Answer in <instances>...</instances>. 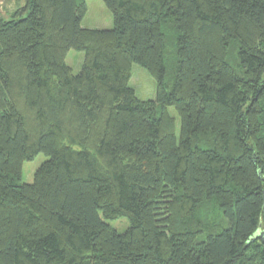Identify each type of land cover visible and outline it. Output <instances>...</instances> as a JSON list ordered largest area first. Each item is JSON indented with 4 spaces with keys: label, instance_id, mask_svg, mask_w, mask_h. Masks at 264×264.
I'll return each instance as SVG.
<instances>
[{
    "label": "trees",
    "instance_id": "1",
    "mask_svg": "<svg viewBox=\"0 0 264 264\" xmlns=\"http://www.w3.org/2000/svg\"><path fill=\"white\" fill-rule=\"evenodd\" d=\"M17 1L0 17V264H264V0H101L108 28L84 27L87 0Z\"/></svg>",
    "mask_w": 264,
    "mask_h": 264
},
{
    "label": "rangeland",
    "instance_id": "2",
    "mask_svg": "<svg viewBox=\"0 0 264 264\" xmlns=\"http://www.w3.org/2000/svg\"><path fill=\"white\" fill-rule=\"evenodd\" d=\"M19 2L17 0H0V17L8 18L13 9L17 8ZM87 14L83 20L86 28H108L112 25L110 13L106 10L101 0H87ZM109 24V25H108ZM83 60L82 53H69L66 63L72 69L74 74L80 70ZM129 86L135 91L137 98L141 101H150L154 99L155 86L150 76L139 66H133L132 77ZM176 118V130L178 133L179 121L176 114L170 112ZM45 158L42 155L37 156L32 162L23 164L22 183L32 184L35 171L41 166ZM112 226L121 231L126 228L127 221L125 219L112 223Z\"/></svg>",
    "mask_w": 264,
    "mask_h": 264
},
{
    "label": "water",
    "instance_id": "3",
    "mask_svg": "<svg viewBox=\"0 0 264 264\" xmlns=\"http://www.w3.org/2000/svg\"><path fill=\"white\" fill-rule=\"evenodd\" d=\"M263 197H264V193H263ZM263 220H264V203H263ZM261 239L264 242V229L261 230V227H259V229L257 230V232L255 234H253L251 241H254L256 239Z\"/></svg>",
    "mask_w": 264,
    "mask_h": 264
}]
</instances>
